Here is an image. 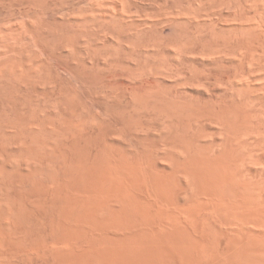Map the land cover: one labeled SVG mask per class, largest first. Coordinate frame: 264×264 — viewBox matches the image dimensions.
Returning a JSON list of instances; mask_svg holds the SVG:
<instances>
[{"label": "bare ground", "instance_id": "6f19581e", "mask_svg": "<svg viewBox=\"0 0 264 264\" xmlns=\"http://www.w3.org/2000/svg\"><path fill=\"white\" fill-rule=\"evenodd\" d=\"M140 1L0 0V264H264V0Z\"/></svg>", "mask_w": 264, "mask_h": 264}, {"label": "rangeland", "instance_id": "374dc122", "mask_svg": "<svg viewBox=\"0 0 264 264\" xmlns=\"http://www.w3.org/2000/svg\"><path fill=\"white\" fill-rule=\"evenodd\" d=\"M139 2H141L140 0H138ZM148 2V3H147ZM162 2H163V0H156V2L155 1H152V0H143L142 1V3H146V5L148 4L149 5V3H151L150 5L152 6L154 3L156 4V6H157V8H161V6H162ZM160 3V4H159ZM154 4V5H155ZM159 4V5H158ZM153 5V6H154ZM59 14V13H58ZM139 14V13H138ZM140 15V14H139ZM173 47V45L171 46V48ZM173 48H175V46L173 47ZM172 48V49H173Z\"/></svg>", "mask_w": 264, "mask_h": 264}]
</instances>
